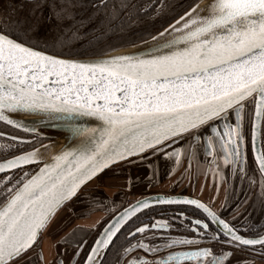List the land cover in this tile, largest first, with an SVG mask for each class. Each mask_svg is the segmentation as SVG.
I'll use <instances>...</instances> for the list:
<instances>
[{
    "label": "snow or ice",
    "instance_id": "snow-or-ice-1",
    "mask_svg": "<svg viewBox=\"0 0 264 264\" xmlns=\"http://www.w3.org/2000/svg\"><path fill=\"white\" fill-rule=\"evenodd\" d=\"M105 5L106 0H100L97 6ZM50 6L58 21H72L64 30L71 32L68 39L37 42L31 36L34 25L23 28L10 19L0 20V122L36 132L25 128L19 115H37L46 122H62L77 142L48 160L44 152L50 145L36 147L35 139L24 141L11 135L9 140L16 143L0 144L3 153L24 143L33 145L0 162V172L19 169L23 173L16 178L5 175L2 182L0 264H31L28 254L57 212L87 183L130 157L143 159L146 153H163L179 162L183 154L190 169L200 148L217 195L221 182L237 176L241 181L248 177L249 183L255 184L247 166L246 117L252 124L255 171L260 173V195L264 196V148L256 143L264 125V0H208L203 7L194 3L174 24L151 36L146 51L92 59L64 57L63 50L83 38L80 28L85 21L75 20L71 4L57 5L53 0ZM56 49L60 54H55ZM249 105H254V110ZM84 117L100 123H78ZM6 135L0 131V137ZM181 141L185 146L165 151ZM31 164L38 171H23L22 166ZM197 168L201 170L199 163ZM154 175H149L150 182ZM215 199L209 203L188 196L139 200L105 227L83 264H103L125 220L152 202H183L199 210V219L180 213L193 225L196 238L142 236L121 246V256L139 249L154 259L138 255L127 264H181L184 260L232 264L231 249L252 250L264 257V233L240 234L248 229L221 218L211 206ZM170 227L167 221L144 223L127 237ZM158 238L162 243L146 242ZM69 240L65 237L60 242L67 244ZM84 243L76 244L70 264H77ZM185 244L205 246L156 256L164 248ZM217 246L219 254L214 252ZM39 258L43 259L42 252ZM56 264H64L62 253Z\"/></svg>",
    "mask_w": 264,
    "mask_h": 264
},
{
    "label": "flooded vegetation",
    "instance_id": "flooded-vegetation-1",
    "mask_svg": "<svg viewBox=\"0 0 264 264\" xmlns=\"http://www.w3.org/2000/svg\"><path fill=\"white\" fill-rule=\"evenodd\" d=\"M199 1L106 0L105 6L98 7L100 0H55L57 5L60 3L74 4L72 13L75 20L85 21L84 26L80 28L83 38L74 41L69 47L71 50L63 52V55L68 57H96L141 43L164 30L170 23L182 16L191 5ZM37 3H40L41 6L36 7ZM52 3L53 0H0V10L3 9L0 13L2 14L5 10L11 13L10 17L2 16L0 20L10 19L20 24L23 21L27 22L24 17L25 10L31 14L29 21L32 25L38 27L43 23L45 24L44 29L51 31L48 36L51 37H47L48 40H45V42L51 41L52 43L61 38L66 40L71 32H64V27L67 28L72 21H58L50 6ZM6 5H11V8H7ZM122 5L126 6L122 7ZM114 8L115 13H113ZM51 24H53V27L50 28ZM77 27L80 26L77 25ZM51 43L49 42V44ZM54 51L55 54H60V51ZM249 107L254 110V105H249ZM251 128V121L246 117L244 133L247 166L249 177L255 178V184H250L248 177L241 181L240 177L237 176L228 182H221L217 195L212 174L205 170V160L200 148H197L198 159L191 161L190 169L188 168V160L182 154L179 164L176 165L177 168L171 174L166 176L168 172L165 169L155 174L151 182L148 177L154 172L148 167V160L134 163V165L114 166L105 171L99 178H96L95 185L89 183L82 188L77 197H74L57 212L50 225L43 231L40 239L29 252L31 264H56L61 253L63 254L64 264H70L76 252V244L86 242L83 244V250L80 252L77 261V264H83L86 253L110 220L114 219L139 198L157 193L175 197L198 198L204 203H209L213 197H216L211 206L217 211L218 215L237 228L248 229V231H241L240 234L256 236L264 233V196L260 195V173L255 171L257 165L254 162V152L251 144ZM0 131L7 134L5 137H0V144L6 141L11 142L9 140L11 135H15L24 141L35 139L36 147L50 140L3 122H0ZM263 136L264 125L261 127L260 136L262 148ZM32 146V144L24 143L7 153L0 152V161L9 159L13 155H19L22 151H28ZM177 146H185V141H181L179 145L174 144L171 148H166L165 151H171ZM162 156H164L163 153H157L151 157L150 161L155 157ZM198 163L201 165L200 171L197 168ZM22 168L23 171L28 172H34L38 169L34 164L25 165ZM22 174L19 169L1 173L0 196L3 194L2 182L5 175H12L16 178L22 176ZM14 182L15 179H13ZM90 205L92 210H90ZM222 205L223 207H221ZM181 212L186 217L202 218L199 210L183 202L161 203L141 210L121 227L120 232L117 234L118 238H114L115 247L109 249L103 258V264H127L129 258L138 255L154 259L152 254L139 249L130 253L129 256H121V246L134 243L142 236L196 238V233L191 230L193 225L188 219L180 216ZM181 220H183V224ZM155 221H167L171 227L168 229H153L143 234H137L135 237H127L129 231H134L135 228L142 226L144 223L151 225ZM214 227L218 229L219 226ZM65 237H70L67 244L60 242ZM146 242L159 244L162 243V240L158 238L156 240H146ZM203 246L205 244L178 245L164 248L156 253V256H164L169 252L191 250ZM219 250V246L214 248V252L217 254H219ZM231 250L234 252L231 258L232 264H236L237 261H241L242 264H252L259 257L252 250ZM41 252L43 259L39 258ZM205 259H210V257ZM181 264H197V261L191 263L182 261Z\"/></svg>",
    "mask_w": 264,
    "mask_h": 264
},
{
    "label": "water",
    "instance_id": "water-1",
    "mask_svg": "<svg viewBox=\"0 0 264 264\" xmlns=\"http://www.w3.org/2000/svg\"><path fill=\"white\" fill-rule=\"evenodd\" d=\"M207 2H208V0H200L198 3L200 4L201 7H203ZM177 20H179V18ZM176 21H174L173 23H170V24H174ZM169 31H171V30H169ZM173 35H174V33H173ZM166 36H167V34H166ZM144 42L145 43H138V44H134V45H131V46H128V47H125V48H121V49L109 52V53H107L105 55L103 54L102 56H96V57H91L90 56V57H78V58L92 59V58H98V57H109V56H115V55H121V54L138 53V52H140L142 50H145V51L147 50L148 45L152 43L151 37L149 39L145 40ZM64 57L73 58V57H68V56H64ZM19 119L21 120V122H22V124H23V126L25 128L35 129L36 130V132L27 131L28 133L29 132L36 133L37 135H41L43 137H46V138L50 139L48 142L43 144V145H50L48 150L46 152H44V159L45 160L50 159L54 154L58 153L62 148L66 147V146H69V145H74L77 142L74 138H72L70 136V134L67 131L66 126L60 121L46 122L41 117H39L37 115H33V114H20L19 115ZM78 123L87 124L89 126H96L100 122L96 121L95 118L84 117V118H81L78 121ZM21 130H23V128H21ZM260 136H261V130L258 131V135H257L256 143H257V147L258 148H262V143H261V137ZM38 147H40V145ZM41 151H44V150L41 149ZM153 156L154 155L151 154V153H146L145 154V158H143V159H138L136 157H130V158H128L127 161H121V162L117 163L114 166H119V165L121 166V165H128V164H133L134 165V163H138V162H142V161L148 160V165H151L150 168L155 174H158V173H160V172H162L163 170L166 169L167 172H168L166 174V176H168L169 174H171L177 168L176 165L179 164V162H177L174 158H166L165 156L155 157L153 160L150 161L151 157H153ZM180 159H181V157H180ZM180 159H179V161H180ZM0 162H3V161H0ZM114 166H111L110 168H112ZM107 170L108 169H106L105 171H107ZM8 171H10V170H8ZM36 171H38V169ZM105 171L103 173H105ZM1 173H5V172H0V174ZM93 180H96V179H93ZM89 183H87L86 185H88ZM156 196L175 197V196H172V195H167V194H163V193H157V194H151V195L139 198L137 201L143 200V199H145L147 197H156ZM196 199H198V198H196ZM136 202L131 204L130 206H135ZM156 204H161V203L152 202V203L149 204V207L152 206V205H156ZM128 208H129V206H128ZM128 208H126V209H128ZM141 210H143V209H141ZM124 211H125V209L122 212H120L115 218L121 216L124 213ZM140 211H138V212H140ZM138 212H135L134 214L130 215L125 220L124 224L128 221V219H130L133 216H135ZM113 220L114 219L110 220V222H112ZM109 223L105 227H107L109 225ZM105 227L99 233L98 238L100 237L101 233L104 231ZM196 249L197 248L191 249V250H196ZM184 251H190V250H184ZM184 261L187 262V263H191V262H193L195 260H184Z\"/></svg>",
    "mask_w": 264,
    "mask_h": 264
},
{
    "label": "rangeland",
    "instance_id": "rangeland-1",
    "mask_svg": "<svg viewBox=\"0 0 264 264\" xmlns=\"http://www.w3.org/2000/svg\"><path fill=\"white\" fill-rule=\"evenodd\" d=\"M72 5V7H71V11L73 10V7L75 6L74 4H71ZM1 10H3V9H1ZM0 10V11H1ZM24 13H25V18H26V20H27V22L26 21H23V22H21V25L25 28H28L29 26H33L32 25V23L29 21V19H30V13L29 12H27V11H25L24 10ZM10 15H11V13H10V11H8V10H5L4 12H2V14L0 13V18L2 17V16H4V17H10ZM29 21V22H28ZM53 24H51V26H50V28L51 27H53L52 26ZM42 27V28H41ZM40 28H41V30H40ZM45 28V24H40L38 27L37 26H35V29H34V31L31 33V36H32V38H33V40H35V41H37V42H45V40L47 41L48 40V38H50V37H48L50 34H51V31L50 30H47V29H44ZM66 28V26L64 27V29ZM49 31V32H48ZM65 32V31H64ZM48 37V38H47ZM53 39V38H52ZM51 43V41H48V43ZM53 43V42H52ZM68 50H71V48H65L64 50H63V52H67ZM56 51H60L59 49H56ZM120 166V165H119ZM121 166H124V165H121ZM120 166V167H121ZM91 184L90 185H95L96 184V181L95 180H93L92 182H90Z\"/></svg>",
    "mask_w": 264,
    "mask_h": 264
},
{
    "label": "crops",
    "instance_id": "crops-1",
    "mask_svg": "<svg viewBox=\"0 0 264 264\" xmlns=\"http://www.w3.org/2000/svg\"><path fill=\"white\" fill-rule=\"evenodd\" d=\"M252 264H264V257H257Z\"/></svg>",
    "mask_w": 264,
    "mask_h": 264
},
{
    "label": "built area",
    "instance_id": "built-area-1",
    "mask_svg": "<svg viewBox=\"0 0 264 264\" xmlns=\"http://www.w3.org/2000/svg\"><path fill=\"white\" fill-rule=\"evenodd\" d=\"M264 137V136H263ZM263 148H264V139H263Z\"/></svg>",
    "mask_w": 264,
    "mask_h": 264
}]
</instances>
